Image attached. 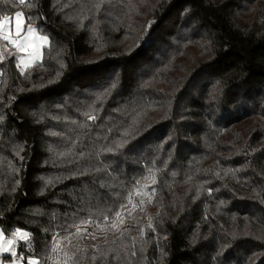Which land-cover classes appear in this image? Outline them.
Here are the masks:
<instances>
[{"label": "trees", "instance_id": "16d2710c", "mask_svg": "<svg viewBox=\"0 0 264 264\" xmlns=\"http://www.w3.org/2000/svg\"><path fill=\"white\" fill-rule=\"evenodd\" d=\"M19 11L50 44L24 72L0 62L17 256L51 264L57 234L150 177L163 264H264V0H0V19Z\"/></svg>", "mask_w": 264, "mask_h": 264}, {"label": "rangeland", "instance_id": "374dc122", "mask_svg": "<svg viewBox=\"0 0 264 264\" xmlns=\"http://www.w3.org/2000/svg\"><path fill=\"white\" fill-rule=\"evenodd\" d=\"M21 22L19 36L15 26V15L9 21L11 25L9 31L13 39H18L24 45L25 50L21 51L11 44L8 45V49L16 53L20 69L24 72L27 68L42 62L50 38L47 36L49 38L47 42L42 40L46 35L38 31L33 24H27L24 13ZM29 26L33 29L30 34L27 31ZM4 45L5 41L0 39V51H3ZM124 206L126 207L118 210L121 211V218L124 220L123 224L116 221L118 231L110 228L114 221L113 215L107 220L90 219L82 222H93L86 229L87 235L84 228L79 232L71 228L65 233L57 234L53 242L56 251H52L51 264H163L167 254L168 236L160 206L155 201L154 182L150 177L138 182L135 192ZM3 235L4 240L0 241V244L7 247V241L14 240L12 248L16 254L11 256L10 253L0 252L2 264H29L31 260H37L29 258L23 261L17 256L19 235L8 236L4 231ZM77 247L84 250L82 254L77 251ZM7 255L11 258L4 259ZM93 256L96 257L95 260L92 259Z\"/></svg>", "mask_w": 264, "mask_h": 264}, {"label": "snow or ice", "instance_id": "6c2138e0", "mask_svg": "<svg viewBox=\"0 0 264 264\" xmlns=\"http://www.w3.org/2000/svg\"><path fill=\"white\" fill-rule=\"evenodd\" d=\"M2 2L7 3L8 0H2ZM16 2L19 5H25L26 0H16ZM22 16H23L22 12H16L15 13V21H16L15 26H16V29H17V36H19V30L21 28V23H22L21 22V17ZM11 19L12 18L7 16V15H4L2 17V19H0V39L5 41L4 49H3V51H0V62H2L5 59V54H7L9 57H11L13 55L12 51H10L8 49V45L9 44L15 45L16 47L20 48L21 51L25 50L24 49V45L18 39H13L11 34H10L9 29L11 28V25H10L9 21ZM27 31L30 34L33 31V29L29 26L27 28ZM26 39H27V37H25V40ZM42 40L47 42L49 40V38L47 36H43ZM21 63H23V58H21ZM17 67H19V65H17ZM112 87L114 88V87H116V85L113 84ZM87 118L89 120H91V121H94L96 119L95 116H88ZM2 119H3V117H0V120H2ZM109 151H112V150L109 149ZM124 207H126V206H121V209H123ZM121 215H122L121 211H116L115 212L114 221L110 225V228L112 230H117V231L119 230L118 224H117L116 221H118L119 224H123L124 223V220L121 218ZM105 219L107 220V218H105ZM89 224H93V222L92 221H88L87 223H81V224L73 225L72 228L76 232H79L81 228H84L85 229V235H87L86 229H87ZM17 235H19V238L22 241H27L29 239V234L27 232H23L21 234V230L20 229H17L16 232L12 233L13 237H16ZM66 239H67V237H66ZM93 239H95L94 235H93ZM3 240H4L3 230L0 229V241H3ZM13 243H14V240H8L7 241V244H8L7 247H4L3 244H0V252L10 253L11 256H15L16 253H15V251L12 248ZM94 247H96V246H94ZM52 251L53 252L56 251L55 247H53ZM77 251L82 254L84 250L77 247ZM92 259L95 260L96 257L93 256ZM0 264H2V262H0ZM29 264H38V261L37 260H31L29 262Z\"/></svg>", "mask_w": 264, "mask_h": 264}]
</instances>
